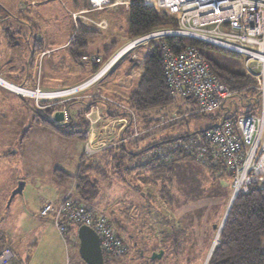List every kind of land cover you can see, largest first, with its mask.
I'll list each match as a JSON object with an SVG mask.
<instances>
[{"label":"trees","instance_id":"obj_1","mask_svg":"<svg viewBox=\"0 0 264 264\" xmlns=\"http://www.w3.org/2000/svg\"><path fill=\"white\" fill-rule=\"evenodd\" d=\"M115 1L111 0L112 3ZM127 13L128 31L132 39L162 27L164 29L175 26L173 19L146 4L144 0H130ZM97 33L98 31L94 28L88 29L81 24L70 45L77 61L85 65L94 63L93 73L104 65L92 60L93 57L99 56L86 55L90 39ZM163 43H168L172 47L177 44L178 48L175 49L177 52L188 45L198 46L208 59L215 75L235 91L236 95L240 96L245 110L235 112L231 107H227L223 119L227 116L235 117L241 112H256L258 110L260 101L259 92L256 89V79L246 71H233L227 65H223L219 61L216 62L202 50V47H216L225 54L242 56L195 39L170 36L149 42L147 53L143 56V73L135 88L125 98L100 92L89 93L87 94L89 100L82 102L84 105L76 111H72L70 108L73 105L71 102L63 103L62 107H65L68 118L67 122L62 125L55 124L47 117V114L41 113L36 107L35 111L39 114L40 121L44 125L68 138H86L89 122L85 115L97 102L105 105L106 114L110 118L126 119V126L122 132L123 141L118 142L116 146L109 145L91 157L85 158L83 155L75 177L62 168H55L56 179L63 182L74 178L75 194L82 201L92 202L99 195L101 181L109 175L113 168L134 191L141 192L146 202H158L157 199H161L162 202L168 203L172 209L179 210V216L176 215L173 222L168 221L172 230L163 236L167 252L176 258L174 264H203L206 257L198 263L192 256L193 252H190L192 246L199 244L198 236L196 239L192 235L196 232H206L210 225L202 228L201 220L208 216L211 220L215 212L213 207H210L209 211L207 209L202 216L195 210L189 211L188 204L185 203L217 199V223L211 224L210 231L218 233L224 217L225 204L231 197L233 175L224 160L214 153L210 142L203 137L205 130L213 124L202 131H186L178 137H167L143 146L145 141L150 140L163 129L186 121L185 113L174 112L170 109L180 97L185 96L175 95L169 88L164 71V57L161 48ZM131 55L133 57V54ZM131 55H129V59ZM84 57H89V59L86 60ZM245 94L248 103L244 101ZM192 100L195 107L186 114H202L194 113L196 102L194 99ZM49 103L47 100L43 101L45 105ZM59 107L61 104L50 105L46 112L51 114ZM135 129L139 131L137 137L133 136ZM203 147L206 148L204 154L201 151ZM192 162L199 163L204 167V171H208L211 176L210 184L212 186L210 185V188L204 186V190L199 186L202 190L198 192L199 195L194 193L198 191V186L195 185L199 182L196 183L193 178L196 177L197 180H200V177L193 170ZM135 170L139 172L137 177L133 175ZM175 183H177V187H174ZM186 184L194 186L191 196L182 186ZM208 190L211 191L207 192ZM195 207L202 208V206H198V203ZM190 208L193 207L190 206ZM123 241L125 242L124 238ZM191 242H193L192 246ZM121 258H108L105 254V264L108 262L119 264ZM160 261V259L150 260L151 264H158ZM207 264H264V187L252 185L248 192L238 193L219 234V243L215 245Z\"/></svg>","mask_w":264,"mask_h":264},{"label":"crops","instance_id":"obj_2","mask_svg":"<svg viewBox=\"0 0 264 264\" xmlns=\"http://www.w3.org/2000/svg\"><path fill=\"white\" fill-rule=\"evenodd\" d=\"M53 2L59 3L61 10L59 9L56 12L54 10L55 7L52 8ZM129 4L130 0H116L105 8L93 9L89 0H0V77L13 86L21 84L20 86L24 85L30 88H36L38 85L42 90L53 91L52 93L60 92L56 90H60L61 87L74 86L87 80L93 75L94 63L91 62L83 67L81 65L82 63L77 61L74 52L70 49L73 36L78 26L82 24L88 29L94 28L98 31L90 39L89 46L86 49V55L101 57V63H104L105 58H107L106 63L112 58L115 62L106 72L104 71L105 73H101V77L96 79L92 84V91L86 92L85 97L89 93L94 94L100 92L125 98L135 88L144 70L143 61L142 66L139 62L140 48H135L130 51L132 52L131 54H136L135 58L132 57L130 52L126 53L127 49H125L134 40L130 37L128 31V20L126 25L122 26V23L125 22L123 13H127ZM75 12L83 13L82 18L78 22L73 17V13ZM60 13L61 20H59ZM122 28H124V32ZM141 46L148 47V45ZM43 51H47V54L41 58L40 54ZM129 55H131L130 59L128 58ZM121 62L123 64L120 67L123 70L122 74L120 76L116 72L112 74L113 70ZM82 77L85 79H81ZM91 80L92 82L94 81L93 77L85 82L86 84L84 83L77 88L84 87ZM76 100H79L77 101L78 106H71L72 111L81 109L84 105L82 102H86L89 99L86 98L85 101H82V99L77 98ZM35 107L37 108L34 99H26L16 89L0 82V132L2 133V131L6 130L8 132V128H13L17 135L12 144L18 142L23 147L24 144L30 142L32 137L41 143L40 135L42 137L47 133H56L59 135L58 132L40 121ZM46 113L45 111L43 112V114ZM85 117L89 122L86 134L88 130L90 133L87 134L86 138H83L85 142L81 159L84 155L87 141L97 144L100 143V140L106 141V139H110L113 142L117 140L113 135V131L119 134L118 131L121 126L119 122L114 123L117 119L110 118L106 114L105 105L99 102L92 105ZM67 118L66 114V120ZM33 156L39 160L38 153L34 152ZM79 166L75 176L78 173ZM57 167L60 166L58 164L46 165L45 171L41 170L38 172L37 170H33L30 173L26 172L25 176L21 178L16 177V181L18 179L25 181L23 189L24 195L20 202H36V205L34 204L33 207H26V210L29 208L27 215L36 222H41L36 234L42 236L49 230L53 235V240L57 239L58 243L61 244V250L59 249L57 252L53 250L52 252L53 258L57 256V259H53L52 264H68V262L71 264V259L69 258L68 260L66 253H68L69 241L74 251L80 246L77 232L79 225H71L69 231L65 234L64 238L61 236V242H59L60 236L55 226H52L50 223L49 217L42 218L39 221L36 218L39 217V208L45 201L58 203L68 195L82 201L75 194L74 178H71V186L67 184L68 180L61 182L56 179L54 169ZM138 174L139 172L136 170L133 172V175L137 176ZM70 175L73 176L72 174ZM101 182H105L107 186H111V184L113 186L114 183H119L121 187L118 188L123 193L127 190H132L126 180L119 173L115 172L113 168L109 175ZM16 185L17 182L14 187ZM27 187L34 191V195L37 198H29L25 194ZM46 191L49 194H46ZM124 199L125 197L120 199L119 202L124 201ZM82 202L93 205L98 210L101 209L96 204L97 198L92 202ZM22 218H25V215ZM20 243L13 241V243L8 242L2 246L11 244L17 254L23 258V255L18 251L21 247ZM50 245H48L49 249ZM47 251L44 253V261L40 264H44L47 261ZM25 258L26 264H34L28 259L26 254Z\"/></svg>","mask_w":264,"mask_h":264},{"label":"built area","instance_id":"obj_3","mask_svg":"<svg viewBox=\"0 0 264 264\" xmlns=\"http://www.w3.org/2000/svg\"><path fill=\"white\" fill-rule=\"evenodd\" d=\"M89 1L93 9H102L112 4L111 0ZM144 2L173 19L175 26L159 29L133 40L125 48L126 53L132 51L139 43H149L154 39L172 36L195 39L242 56L245 71L257 82L259 108L256 112H241L235 117H225L222 122H217L206 129L203 137L210 142L214 153L224 160L232 172L233 189L237 193L248 192L252 185L264 187V0H144ZM81 14L83 13H73L74 19L80 20ZM161 48L165 76L173 94L194 99L196 102L194 113L205 114L219 109L226 111L229 107L226 105L228 99L235 96L236 92L215 75L208 59L198 46L188 45L178 52L175 50L178 48L177 44L172 47L168 43H163ZM133 57H136V54H133ZM84 59L88 60L89 57ZM92 60L101 62L100 57H93ZM111 61L112 65L114 59L102 66V70L93 77L94 81L110 66ZM16 90L36 101L59 97L45 95L48 92H41L40 88L28 86H16ZM39 107L46 112L49 105ZM46 114L57 125L66 123L54 120L52 113ZM115 122L121 123L119 134L113 131L117 140L113 142L110 139L100 140L97 144L87 141L84 149L85 158L95 155L109 145L116 146L118 142L123 141L122 132L126 126V119L118 118ZM138 135L139 131L135 129L133 136ZM201 151L204 154L206 148L203 147ZM39 216L43 218L51 216L63 237L73 224L91 227L99 235L102 249L109 258L122 257L127 252V245L117 234L114 222L94 206L70 195L58 203L43 202L39 208ZM0 264L25 262L11 245L6 244L0 248Z\"/></svg>","mask_w":264,"mask_h":264},{"label":"rangeland","instance_id":"obj_4","mask_svg":"<svg viewBox=\"0 0 264 264\" xmlns=\"http://www.w3.org/2000/svg\"><path fill=\"white\" fill-rule=\"evenodd\" d=\"M52 8H54L56 12L59 9L61 10L59 3L56 2L52 3ZM123 14H124L123 18L125 22L122 23V26L123 25L125 26L128 20V16L127 13H123ZM59 20H61V13L59 15ZM122 29L124 32V28ZM148 44L149 43L142 42L135 46L136 49L140 48L139 62L141 63V66H142L143 56L147 53V48H148V47H143L141 45L145 46ZM202 50L210 58L215 59L216 62L219 61L223 65H227L233 71H245L244 60L242 57H237L230 53L225 54L223 51H219L216 47L204 46L202 47ZM43 53H45L46 55L47 51H43L40 54L41 58L45 56L43 55ZM106 61L107 58H105L103 64H105ZM81 65L83 67L85 66L84 63H82ZM111 66L112 65L110 64V66H108V69ZM121 66H123L122 62L118 65L117 68L113 70L112 74L116 72L117 75L120 76L123 71L122 69H120ZM102 68H100L97 72L93 73V75L89 77L87 80L80 82L74 86H65L64 88L61 87L60 90H56V91H66L80 87L82 84L89 81L93 76L99 73L102 70ZM100 75L101 73L98 76ZM81 79L84 80L85 78L82 77ZM94 82L95 81L89 83L87 86L81 87L76 91H69L63 95H59V97H52L49 99H39L37 100L39 102H37L34 98L31 99L35 100V104L37 105V108L40 110L41 113L44 112V109L41 110L40 109L41 107L39 106L45 105L43 104V101L46 100L50 102L49 104H47L49 106L54 104H61V107L56 108L55 111L52 113V115H55L56 112H61V111L67 112L65 110V107H62V104L63 103L66 104V102H71L73 105L76 106L77 101H79L76 100L77 98L82 99V101H85L86 98L89 99L87 96L85 97V93L92 91L93 88L92 84ZM36 88H40V87L37 85ZM40 91L48 92V93L53 92V91L42 90L41 88ZM103 97H105V95H103ZM25 98L29 99L30 97L25 96ZM243 98L245 103H248V98L246 94L243 96ZM54 101H58L59 103ZM226 105L231 107V109L235 112L245 110V106L243 105L239 95H235L232 98L228 99ZM194 107L195 104L193 103L192 99L187 100L185 97H180L177 103L174 106H172L170 109L173 110L174 112L185 113L186 121H183L180 124H176L174 126H170L168 128L163 129L158 134L153 136L150 140L145 141L143 146H145L148 143L159 141L167 137H178L179 135H181L186 131H191V132L202 131L208 128L209 126H211L212 124L217 122H222L223 120L225 111L221 109L209 112L205 115L204 114L187 115L186 113H188L191 109H194ZM63 121L67 122L66 119ZM63 121H61V123H63ZM6 131H2V133L0 132V247L8 242L11 243H13V241L21 242L20 250L18 249L17 250L19 251V253H21V255H23L24 258L23 261L24 262L26 261L25 258V254H26L28 256V259L31 260V262H33L34 264H40L42 261H44V253L46 252V250H48L47 261L44 264H52L53 259H57V256L55 258L52 257V252L53 250L56 252L59 249L61 250V244L58 243L57 239L53 240V235L49 230H47L42 236L40 234H36L37 233L36 231L41 222H36L34 219L29 217V215H27V211L30 208V206L33 207L34 204L36 205V202H20V200L23 198L24 192L21 194H17L12 199L13 202L11 201L10 204H9V199L13 190L17 187L19 181H24L22 179H18L16 181V177L21 178L22 176H25L26 172L30 173L33 170H37L38 172H40L41 170L45 171L46 165L50 166V165L58 164L60 166L59 168H62L67 173H70L73 176H75L78 166L81 163L80 160L81 153L84 147L85 140L83 138H68L60 134L58 135L56 133L54 134L47 133L43 137L42 135L39 136L41 143L40 141L37 142L36 140H34V137H32L29 143H26L23 145V147H21L20 143L18 142L12 144L13 140L16 138L17 135L14 132V129L8 128V132ZM16 151L18 152L16 153ZM13 152L15 153L12 154ZM34 152L38 153L39 160L33 156ZM191 166L193 170L196 171V173L200 177L199 178L200 180H197L196 177L193 178V180L196 183L199 182V184L195 185L198 186V191L194 192V188H193L194 186L192 187L189 184L182 186H184L187 189L190 196L192 195L193 192L196 195H199L200 193L198 192L202 191L199 186H201L203 190H204V186L210 188L209 186L211 185L210 184L211 176L208 174V171H204V167H202L199 163L192 162ZM71 180L72 179H69L67 182L69 186H71L72 184ZM16 182L17 185L14 187ZM175 184L176 185L174 187H177L178 186L177 183ZM118 187H121L119 183H114L113 186L112 184L111 186H107L105 182H101L99 186V195L97 197L96 204L102 209V211L100 209L101 212L105 213L109 218L110 216H112L114 221L116 220L115 221L116 232L122 238L125 239V243L127 245V252L126 255H124L121 258L119 264H151L150 260H155L151 258L152 254L154 252L158 253L161 250H163L164 253L160 259L161 260L160 263L158 264H174L176 258H174L173 254L167 252V248H166L167 246H165L163 236L172 230L171 225H169L168 221L173 222L176 219V215L179 216V212H178L179 210H176L174 208L173 210L168 203L162 202L161 199L160 200L157 199L158 202H146L141 192L134 191L132 187H131L132 190H127V188L125 187L127 191H125L124 193ZM210 191L211 190H208L207 192ZM128 192H130V194H128ZM45 193L49 194V192L47 191ZM25 194L28 195L29 198H33V197L37 198V196L34 195V191L28 187L25 190ZM233 194H234V189L232 187L231 197L228 199L224 207V215H223L224 217L227 212ZM124 197H125L124 201L119 202V200ZM197 203L198 206L200 207L202 206V208L195 207ZM185 204H188L187 207L189 211L195 210L199 212L200 215H202L203 212L206 213L207 209L209 211L210 207H213L215 212L211 220H209V216L203 217V219L201 220L202 228L205 226L208 227L210 225L209 229L206 232L204 231H202L201 233L196 232L194 233V235H192V237L196 239L198 236L197 242L199 244L197 245L195 244V246H192L193 242H191L190 245L192 247L190 248V252L191 253L193 252L192 256L194 260L199 263L202 260H204L205 257L207 258L208 253L210 252L217 235V231L215 232L210 231V228L212 226L211 224L217 223V199H209L208 201H205V199H203L202 202L192 201V202H186ZM190 206L193 208L191 209ZM26 207L29 208L26 210ZM24 215L25 218H22ZM112 217L111 220L113 221ZM36 218L39 221L43 217L39 216ZM49 219L52 226L53 225L55 226L60 236L59 242H61L62 235L58 227L55 225L51 217H49ZM223 220L221 221V224ZM48 245H50V249ZM66 255H68V260L69 258L71 259V264H75V263L85 264V262L81 259V256L79 254V247H77L76 250L74 251L70 241H69L68 253H66ZM19 257L23 259L22 256L19 255ZM107 264H111V263L108 262Z\"/></svg>","mask_w":264,"mask_h":264},{"label":"water","instance_id":"obj_5","mask_svg":"<svg viewBox=\"0 0 264 264\" xmlns=\"http://www.w3.org/2000/svg\"><path fill=\"white\" fill-rule=\"evenodd\" d=\"M92 80L90 81V83ZM66 118V113L61 111V112H56L54 115V119L56 121H63ZM25 186V181H19L17 187L13 190L10 199H9V204L11 203L12 199L17 195L21 194L23 192ZM237 196V192L234 190V194L232 196V199L230 201V204L228 206L227 212L225 214L224 220L219 228L218 233L220 234L222 227L225 223V220L227 218V215L229 213V210L231 208V205L233 201L235 200ZM78 238L80 241V246H79V254L81 256V259L86 263V264H105V256L104 252L101 246V241L99 235L96 233L94 229L87 225H80L78 227ZM219 243V239L218 242ZM214 244L212 245V248L210 252L208 253V256L204 262V264L208 263V260L213 252L214 249ZM164 251L161 250L160 252H154L151 256L152 259H161Z\"/></svg>","mask_w":264,"mask_h":264},{"label":"bare ground","instance_id":"obj_6","mask_svg":"<svg viewBox=\"0 0 264 264\" xmlns=\"http://www.w3.org/2000/svg\"><path fill=\"white\" fill-rule=\"evenodd\" d=\"M107 69H108V68H107ZM107 69H106V70H107ZM106 70H104V71H106ZM104 71H103V72H104ZM0 82L6 84V86H8V87H11V88L16 89V86H13L12 84L6 82V81L3 80L1 77H0ZM85 84H86V83H85ZM77 89H80V88H77ZM77 89H71V90L62 91V92L60 91V92H54V93H46L45 95H49V96H55V95H57V96H59V95H63V94H65V93H67V92H69V91H76ZM37 95H38V94H37ZM218 238H219V233H217L216 238H215V240H214V246L217 244V242H218Z\"/></svg>","mask_w":264,"mask_h":264},{"label":"clouds","instance_id":"obj_7","mask_svg":"<svg viewBox=\"0 0 264 264\" xmlns=\"http://www.w3.org/2000/svg\"><path fill=\"white\" fill-rule=\"evenodd\" d=\"M136 39H137V38H136ZM134 40H135V39H134ZM93 77H94V76H93ZM5 85H6V84H5ZM65 113L67 114V112H65ZM65 119H66V118H65ZM50 120H51V119H50ZM110 219H111V218H110ZM79 226H80V225H79ZM115 228H116V227H115ZM117 234H118V233H117ZM118 235H119V234H118ZM119 236H120V235H119ZM120 237H121V236H120ZM121 238H122V237H121ZM122 239H123V238H122ZM103 252H104V250H103ZM105 254H106V253L104 252V256H105ZM106 255H107V254H106ZM123 256H124V255H123ZM123 256H122V257H123ZM108 258H109V257H108ZM119 258H120V257H119Z\"/></svg>","mask_w":264,"mask_h":264}]
</instances>
